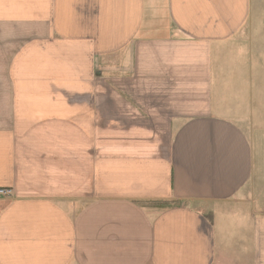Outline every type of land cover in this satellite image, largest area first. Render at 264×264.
<instances>
[{
    "label": "crops",
    "instance_id": "0c3cea01",
    "mask_svg": "<svg viewBox=\"0 0 264 264\" xmlns=\"http://www.w3.org/2000/svg\"><path fill=\"white\" fill-rule=\"evenodd\" d=\"M249 11L0 0V264H264Z\"/></svg>",
    "mask_w": 264,
    "mask_h": 264
},
{
    "label": "rangeland",
    "instance_id": "374dc122",
    "mask_svg": "<svg viewBox=\"0 0 264 264\" xmlns=\"http://www.w3.org/2000/svg\"><path fill=\"white\" fill-rule=\"evenodd\" d=\"M234 41L239 43L240 49L251 53L255 67L264 65V54L260 56L264 53V0H250L249 16L242 29L236 34ZM255 140L256 145L261 143L264 140V132H255ZM262 152H264V145Z\"/></svg>",
    "mask_w": 264,
    "mask_h": 264
},
{
    "label": "built area",
    "instance_id": "2783aa9c",
    "mask_svg": "<svg viewBox=\"0 0 264 264\" xmlns=\"http://www.w3.org/2000/svg\"><path fill=\"white\" fill-rule=\"evenodd\" d=\"M14 194L13 189L11 188H0V197H8Z\"/></svg>",
    "mask_w": 264,
    "mask_h": 264
}]
</instances>
